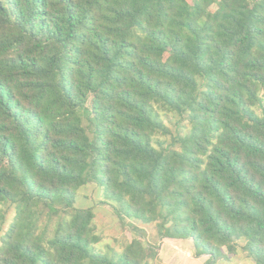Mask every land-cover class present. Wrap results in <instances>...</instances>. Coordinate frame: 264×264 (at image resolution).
Returning <instances> with one entry per match:
<instances>
[{
  "label": "trees",
  "instance_id": "obj_1",
  "mask_svg": "<svg viewBox=\"0 0 264 264\" xmlns=\"http://www.w3.org/2000/svg\"><path fill=\"white\" fill-rule=\"evenodd\" d=\"M89 185L131 239L97 250ZM165 239L264 264V0H0V264H161Z\"/></svg>",
  "mask_w": 264,
  "mask_h": 264
},
{
  "label": "rangeland",
  "instance_id": "obj_2",
  "mask_svg": "<svg viewBox=\"0 0 264 264\" xmlns=\"http://www.w3.org/2000/svg\"><path fill=\"white\" fill-rule=\"evenodd\" d=\"M189 1L192 2V0ZM159 117L172 134H176L177 132H180V134H185L188 130V125H183L178 122V117L171 113L160 112ZM86 124V121H84V125ZM160 139L165 140L167 144L170 143L169 137H161ZM77 198V207L95 208V224L97 226V232L103 238V241L97 245L98 251H102L107 245H114L116 242L122 241L124 238H132V234L124 231L109 207L98 205L101 200V196L93 185H89L86 188L79 190ZM12 216L13 210L11 209L7 215V220L10 221ZM134 223L137 225L140 224L137 221ZM140 226L146 230L150 242L157 241V235L153 225ZM159 257L161 259V264H204V262L207 260V257L195 258L193 255L192 243L185 240H163L161 242ZM215 264L226 263L217 261ZM230 264L254 263L252 259L246 255V253L238 250V253L232 256Z\"/></svg>",
  "mask_w": 264,
  "mask_h": 264
},
{
  "label": "crops",
  "instance_id": "obj_3",
  "mask_svg": "<svg viewBox=\"0 0 264 264\" xmlns=\"http://www.w3.org/2000/svg\"><path fill=\"white\" fill-rule=\"evenodd\" d=\"M226 264H228V263H226Z\"/></svg>",
  "mask_w": 264,
  "mask_h": 264
}]
</instances>
